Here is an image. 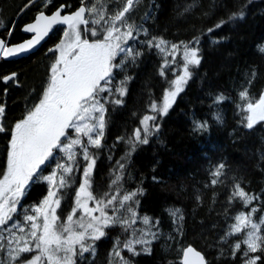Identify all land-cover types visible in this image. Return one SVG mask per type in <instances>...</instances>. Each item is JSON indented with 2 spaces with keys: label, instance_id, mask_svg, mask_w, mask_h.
I'll list each match as a JSON object with an SVG mask.
<instances>
[{
  "label": "trees",
  "instance_id": "16d2710c",
  "mask_svg": "<svg viewBox=\"0 0 264 264\" xmlns=\"http://www.w3.org/2000/svg\"><path fill=\"white\" fill-rule=\"evenodd\" d=\"M32 1L0 0L1 40L23 42V25L61 5L67 12L84 5L99 16L125 12L134 28L109 90L99 94L101 144L83 139L73 159L59 148L51 152L12 223L0 228V264H24L36 255L22 248L36 208L52 192V175L67 182H58L57 229L70 227L72 215L79 218L75 201L88 166L85 153L95 163L91 195L110 224L91 247L86 243L84 254L76 248L74 264H182L190 246L208 264H264V120L252 117V108L264 105V0H135L128 11L131 0H36L19 17ZM56 33L36 54L0 63V181L13 158L14 136L45 97L56 56L49 50L63 38ZM170 47L194 48L199 62L171 107L154 114L184 65L180 57L172 61ZM7 75L17 77L8 84ZM152 114L144 131L142 122ZM243 216L251 222L238 231ZM41 264L49 263L43 258Z\"/></svg>",
  "mask_w": 264,
  "mask_h": 264
},
{
  "label": "rangeland",
  "instance_id": "374dc122",
  "mask_svg": "<svg viewBox=\"0 0 264 264\" xmlns=\"http://www.w3.org/2000/svg\"><path fill=\"white\" fill-rule=\"evenodd\" d=\"M97 14L100 13H89L87 28L76 24L62 30V41L49 50L56 56L49 67L44 100L14 136L15 153L13 150L8 170L0 181V228L12 221L30 180L53 150L59 148L69 159H73L78 148L83 147V139L87 138V143L92 146H99L102 142L105 108L99 94L109 90L108 83L116 67L115 61L128 52V37L134 27L127 23L125 12L115 17ZM166 52L172 61L182 58L184 65L174 91L168 94L162 105L155 108L154 114L164 113L171 107L189 80L190 67L199 62L197 51L192 47H170ZM61 65L66 66L64 73ZM57 88L61 90L54 96ZM44 103H49L46 111L43 110L46 107ZM154 114L143 120L144 131L148 129ZM252 117L255 121L264 120V105L252 108ZM63 139L65 142L60 145ZM85 159L88 166L75 201V212L80 215L81 222L75 223L79 218L75 219V215H72L70 227L62 232L57 229V211L62 203L56 195L62 189L58 182L64 185L67 182L52 175L48 178L52 192L36 208L35 216L31 218L29 239L22 248L23 252H35L36 255L24 264H41L43 258L49 264H74L76 248H81L84 254L88 250L86 243H90L91 247L93 242L104 236V229L109 227L110 220L103 206L95 202L91 195L89 178L95 163L87 153ZM71 171L68 168L65 173L69 175ZM250 222L247 217H241L237 230L241 231Z\"/></svg>",
  "mask_w": 264,
  "mask_h": 264
},
{
  "label": "water",
  "instance_id": "95a60500",
  "mask_svg": "<svg viewBox=\"0 0 264 264\" xmlns=\"http://www.w3.org/2000/svg\"><path fill=\"white\" fill-rule=\"evenodd\" d=\"M27 4L20 12L28 9L33 3ZM132 0L131 3H133ZM87 8L82 5L73 12H67V6L61 5L52 14L40 13L35 19L21 27V33L27 37L21 43L8 45L0 39V61L10 62L27 58L39 52L51 39L53 34L60 29L73 26L77 21L87 24ZM19 19V18H18ZM17 19V21H18ZM16 21V23H17ZM14 29V27H13ZM12 29V30H13ZM13 78L10 77L9 80ZM264 100V96H263ZM1 123V120H0ZM182 264H208L205 256L193 246L184 249L182 254Z\"/></svg>",
  "mask_w": 264,
  "mask_h": 264
},
{
  "label": "bare ground",
  "instance_id": "6f19581e",
  "mask_svg": "<svg viewBox=\"0 0 264 264\" xmlns=\"http://www.w3.org/2000/svg\"><path fill=\"white\" fill-rule=\"evenodd\" d=\"M131 5H132V3H131ZM131 5L128 4V9H130ZM3 10H4V9H3ZM56 34H57V33H56ZM58 34H59V33H58ZM53 40H54V39H53ZM53 42H54V41H53ZM260 54H261V53H260ZM1 62H3V61H0V63H1ZM7 76H8V75H7ZM16 76H17V75H16ZM10 77H13V78H11V79L9 80ZM3 80H5L4 82H6V83L9 84L10 81L15 80V76L10 75V76L6 77V78L3 79ZM6 83H5V84H6ZM150 113H151V112H150ZM9 122H10V120H9ZM14 133H15V132H14Z\"/></svg>",
  "mask_w": 264,
  "mask_h": 264
},
{
  "label": "flooded vegetation",
  "instance_id": "af4514ba",
  "mask_svg": "<svg viewBox=\"0 0 264 264\" xmlns=\"http://www.w3.org/2000/svg\"><path fill=\"white\" fill-rule=\"evenodd\" d=\"M65 69H66V66H62V71H63L62 73H64ZM57 73L61 74L60 72H57ZM13 76H15V79H16L17 76L16 75H13ZM56 90H57V92L53 94L54 96H57L58 91L61 90V89L57 88ZM44 104L46 105V107H43V110L46 111L47 110V106L49 105V103L48 104L44 103Z\"/></svg>",
  "mask_w": 264,
  "mask_h": 264
}]
</instances>
